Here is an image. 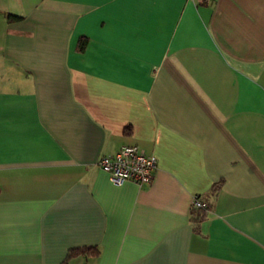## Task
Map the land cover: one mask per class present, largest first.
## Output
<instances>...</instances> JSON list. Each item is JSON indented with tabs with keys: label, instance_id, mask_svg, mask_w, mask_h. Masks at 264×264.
Listing matches in <instances>:
<instances>
[{
	"label": "crops",
	"instance_id": "1",
	"mask_svg": "<svg viewBox=\"0 0 264 264\" xmlns=\"http://www.w3.org/2000/svg\"><path fill=\"white\" fill-rule=\"evenodd\" d=\"M0 187V264H264V0H0Z\"/></svg>",
	"mask_w": 264,
	"mask_h": 264
},
{
	"label": "built area",
	"instance_id": "2",
	"mask_svg": "<svg viewBox=\"0 0 264 264\" xmlns=\"http://www.w3.org/2000/svg\"><path fill=\"white\" fill-rule=\"evenodd\" d=\"M98 166L109 174L116 185L133 182L142 186L153 182L158 161L154 155L146 154L137 146H124L115 155L102 157ZM193 207L208 210V205L197 198L193 201Z\"/></svg>",
	"mask_w": 264,
	"mask_h": 264
},
{
	"label": "trees",
	"instance_id": "3",
	"mask_svg": "<svg viewBox=\"0 0 264 264\" xmlns=\"http://www.w3.org/2000/svg\"><path fill=\"white\" fill-rule=\"evenodd\" d=\"M8 18L10 20H13V19H21V18H18L16 16H13V15H9ZM83 44H84V39H82L80 41V45H82L83 47ZM0 193H1V187H0ZM204 219V216L203 215H199L197 216V220H196V224L198 222H201L202 220ZM195 220V219H194ZM98 250L96 249H93V248H87V249H78V250H71L66 258V261H65V264L68 263V261L74 257H78L80 255H96L98 256Z\"/></svg>",
	"mask_w": 264,
	"mask_h": 264
}]
</instances>
